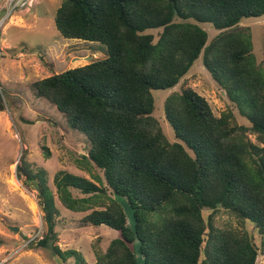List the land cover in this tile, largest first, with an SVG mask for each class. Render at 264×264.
<instances>
[{
    "label": "trees",
    "instance_id": "16d2710c",
    "mask_svg": "<svg viewBox=\"0 0 264 264\" xmlns=\"http://www.w3.org/2000/svg\"><path fill=\"white\" fill-rule=\"evenodd\" d=\"M263 15L264 0H63L59 33L100 43L108 56L37 80L32 90L87 135L83 158L99 173L90 179L60 170L54 192L46 172L30 170L22 155L17 175L37 181L46 223L42 238L30 243L76 264H138V255L145 264H260L264 67L241 22ZM206 23L218 31L211 41ZM201 57L250 124H239L232 110L216 116L187 88L165 101L171 141L155 116L153 92L177 86ZM57 201L120 236L97 249L92 263L76 249L62 250ZM222 209L246 226H217Z\"/></svg>",
    "mask_w": 264,
    "mask_h": 264
},
{
    "label": "rangeland",
    "instance_id": "374dc122",
    "mask_svg": "<svg viewBox=\"0 0 264 264\" xmlns=\"http://www.w3.org/2000/svg\"><path fill=\"white\" fill-rule=\"evenodd\" d=\"M62 2L37 0L33 7L16 12L0 29V95L4 104V110H0V264H76L74 259L64 262L50 250L32 245L42 238L46 223L37 181L17 175L23 154L30 170L46 172L54 192V178L60 170L90 179L99 173L92 167L88 171L83 158L90 148L87 135L73 129L56 106L38 98L32 90L37 80L108 56L106 46L100 43L67 39L59 33L55 17ZM4 4L5 0H0V22L5 16ZM241 24L250 27L254 53L264 67V15L244 18ZM203 26L211 41L217 29L210 23ZM187 88L204 96L216 116L232 110L239 124H250L204 67L201 57L177 86L153 92L155 116L171 141H176V134L166 118L165 101L172 93ZM251 139L257 143L256 136ZM57 204L61 211L58 244L62 250L76 249L92 263L97 249H106L112 239L120 236V232L105 225L96 227L83 221L87 213L72 212L59 201ZM128 213L130 218L129 209ZM215 224L242 229L247 223L222 209ZM255 238L262 243L259 235ZM137 260L145 264L142 256L138 255ZM260 264H264V256Z\"/></svg>",
    "mask_w": 264,
    "mask_h": 264
},
{
    "label": "built area",
    "instance_id": "2783aa9c",
    "mask_svg": "<svg viewBox=\"0 0 264 264\" xmlns=\"http://www.w3.org/2000/svg\"><path fill=\"white\" fill-rule=\"evenodd\" d=\"M37 0H5L4 11L5 16L0 22V29L7 20H10L12 16L23 9H29L34 6Z\"/></svg>",
    "mask_w": 264,
    "mask_h": 264
},
{
    "label": "water",
    "instance_id": "95a60500",
    "mask_svg": "<svg viewBox=\"0 0 264 264\" xmlns=\"http://www.w3.org/2000/svg\"><path fill=\"white\" fill-rule=\"evenodd\" d=\"M13 229H14L15 231H18V230H19V228H18V227H13Z\"/></svg>",
    "mask_w": 264,
    "mask_h": 264
},
{
    "label": "crops",
    "instance_id": "0c3cea01",
    "mask_svg": "<svg viewBox=\"0 0 264 264\" xmlns=\"http://www.w3.org/2000/svg\"><path fill=\"white\" fill-rule=\"evenodd\" d=\"M3 18H4V17H3ZM3 18H2V19H3ZM2 19H1V20H2Z\"/></svg>",
    "mask_w": 264,
    "mask_h": 264
}]
</instances>
